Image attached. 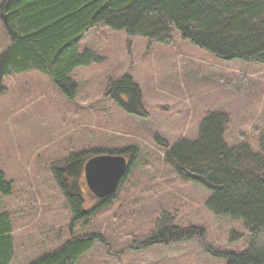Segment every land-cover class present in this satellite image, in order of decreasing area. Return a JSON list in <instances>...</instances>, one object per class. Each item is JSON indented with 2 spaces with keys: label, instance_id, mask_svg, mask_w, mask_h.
I'll use <instances>...</instances> for the list:
<instances>
[{
  "label": "rangeland",
  "instance_id": "1",
  "mask_svg": "<svg viewBox=\"0 0 264 264\" xmlns=\"http://www.w3.org/2000/svg\"><path fill=\"white\" fill-rule=\"evenodd\" d=\"M8 44L0 18V54ZM83 48L102 62L73 70L72 97L34 71L1 82L0 171L12 187L9 197L0 195V212L10 214L13 264H27L71 234L102 239L76 264H225L207 248L245 250L242 222L211 214L204 207L209 191L180 180L164 163L166 149L158 141L168 147L194 141L202 117L219 112L228 117L225 143H245L257 152L264 133V64L220 61L176 31L169 44H161L98 25L82 38ZM123 75L139 88L144 118L126 114L107 96L110 82ZM129 147L137 149L136 158L109 205L74 220L54 167L66 169L65 188L70 197L80 196L82 212H93L99 200L83 180L88 159L70 168L68 160L82 152ZM165 213L175 218L174 225L201 229L203 237L135 249Z\"/></svg>",
  "mask_w": 264,
  "mask_h": 264
},
{
  "label": "trees",
  "instance_id": "2",
  "mask_svg": "<svg viewBox=\"0 0 264 264\" xmlns=\"http://www.w3.org/2000/svg\"><path fill=\"white\" fill-rule=\"evenodd\" d=\"M0 18L9 40L0 54V94L5 77L34 71L47 76L66 97H72L76 85L69 76L73 70L102 62L94 51L81 49L84 35L98 25L161 44H169L176 31L182 40L220 61L264 64V0H2ZM107 96L126 114L146 116L139 88L128 75L110 82ZM227 124L224 113L208 112L201 119L196 140H179L169 147L159 140L166 149L163 161L183 182L209 191L204 207L211 214L241 221L247 231L248 243L242 252L210 248L207 252L224 259L225 264H264V133L257 152L245 143L229 147L224 141ZM100 154L129 155V161L134 162L137 149L82 152L72 155L67 165L70 168ZM65 172L53 169L59 188L72 206L74 220H84L109 205L107 200L114 193L98 199L93 212L82 215L85 204L80 196L70 197L63 179ZM75 175L77 169L71 176ZM11 187L0 171V195L9 197ZM92 199L97 198L92 195ZM169 215H162L155 230L135 249L203 237L201 229L174 225L175 218ZM10 233L9 214L2 211L0 264H9L13 256ZM95 242H102L96 234H71L54 250L27 264H76Z\"/></svg>",
  "mask_w": 264,
  "mask_h": 264
},
{
  "label": "water",
  "instance_id": "3",
  "mask_svg": "<svg viewBox=\"0 0 264 264\" xmlns=\"http://www.w3.org/2000/svg\"><path fill=\"white\" fill-rule=\"evenodd\" d=\"M129 162L118 154H100L85 165V178L93 195L99 199L110 197L127 175Z\"/></svg>",
  "mask_w": 264,
  "mask_h": 264
},
{
  "label": "crops",
  "instance_id": "4",
  "mask_svg": "<svg viewBox=\"0 0 264 264\" xmlns=\"http://www.w3.org/2000/svg\"><path fill=\"white\" fill-rule=\"evenodd\" d=\"M142 106V105H141ZM85 214V212L82 214V215H84ZM10 215V214H9ZM10 238H11V242H12V246L14 245V242H13V238L11 237V235H10ZM13 248H14V246H13ZM14 255H15V251H13V256H12V258H11V260H10V262H9V264H13V258H14ZM34 258H36V257H34ZM33 258V259H34ZM32 259V260H33ZM31 261V260H30ZM20 264H23V262H21Z\"/></svg>",
  "mask_w": 264,
  "mask_h": 264
},
{
  "label": "flooded vegetation",
  "instance_id": "5",
  "mask_svg": "<svg viewBox=\"0 0 264 264\" xmlns=\"http://www.w3.org/2000/svg\"><path fill=\"white\" fill-rule=\"evenodd\" d=\"M129 161V160H128ZM86 181V180H85ZM89 187V186H88ZM90 189V188H89Z\"/></svg>",
  "mask_w": 264,
  "mask_h": 264
}]
</instances>
